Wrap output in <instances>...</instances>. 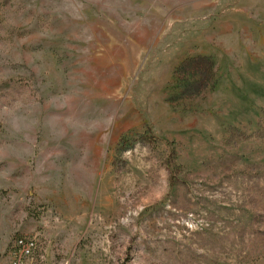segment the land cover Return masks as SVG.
Instances as JSON below:
<instances>
[{
  "label": "rangeland",
  "instance_id": "374dc122",
  "mask_svg": "<svg viewBox=\"0 0 264 264\" xmlns=\"http://www.w3.org/2000/svg\"><path fill=\"white\" fill-rule=\"evenodd\" d=\"M264 264V0H0V264Z\"/></svg>",
  "mask_w": 264,
  "mask_h": 264
},
{
  "label": "built area",
  "instance_id": "2783aa9c",
  "mask_svg": "<svg viewBox=\"0 0 264 264\" xmlns=\"http://www.w3.org/2000/svg\"><path fill=\"white\" fill-rule=\"evenodd\" d=\"M36 243L33 239H19L16 242L15 253L13 257H15L14 264H25L28 259L32 256L33 251L35 250Z\"/></svg>",
  "mask_w": 264,
  "mask_h": 264
}]
</instances>
